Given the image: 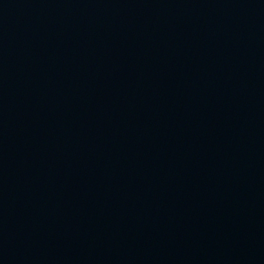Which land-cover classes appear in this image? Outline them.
I'll return each mask as SVG.
<instances>
[{
  "label": "water",
  "instance_id": "1",
  "mask_svg": "<svg viewBox=\"0 0 264 264\" xmlns=\"http://www.w3.org/2000/svg\"><path fill=\"white\" fill-rule=\"evenodd\" d=\"M0 264H264V0H0Z\"/></svg>",
  "mask_w": 264,
  "mask_h": 264
}]
</instances>
